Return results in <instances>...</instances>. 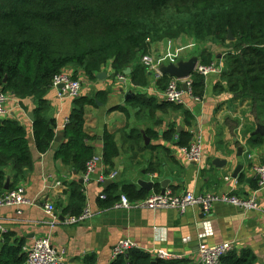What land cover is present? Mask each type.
<instances>
[{"label": "crops", "instance_id": "1", "mask_svg": "<svg viewBox=\"0 0 264 264\" xmlns=\"http://www.w3.org/2000/svg\"><path fill=\"white\" fill-rule=\"evenodd\" d=\"M183 37L151 44L148 59L155 70L160 73L162 68L177 67L180 62L186 63L193 58L199 66L201 54L193 43L195 40L185 38L188 42L182 43ZM211 57L215 71L204 77L202 98L199 102L188 98L181 108L164 105L165 88L159 83L162 79L154 83L155 71L142 64V56H137L129 66L130 72L124 75V80H117L108 68L99 73L104 75L101 79L97 74L94 80L88 79L80 68L68 66L63 69L80 81L79 97L92 98L97 92L107 93L104 105L85 109L83 129L89 137L88 145L94 148L95 160L90 182L83 185L85 207L90 217L71 226L56 225L51 229L44 207L57 203L67 205L69 186L81 180V173L54 158L55 151L64 143L62 126L72 110L73 99L58 100L56 90L52 88L46 92V117L56 123L55 138L58 142L53 149L54 138L50 150L40 155L34 146L32 121L28 118L33 114L34 99L19 100L8 94L4 104L5 115L1 119L16 120L25 128L31 164L24 178L17 182L14 181L13 167L9 164L4 169L9 185H13V190H22L28 202L22 207L21 215L16 214L14 207H0V226L6 234L23 241V250L30 248L36 239L49 238L51 246L61 253L64 264H87L89 258L94 259L93 264H111L113 247L124 240L133 242L137 250L150 256L155 251H162L191 264L198 263L201 246L230 242L235 254L250 251L256 258L255 264H264V190L257 194V210L244 212L216 204L207 217L196 207L180 214L175 210L141 207L103 209L98 204L107 182H110L108 186L132 185L137 189H140L138 181L152 182V190L146 192L148 195L161 193L162 185L175 195L190 192L195 195L232 194L243 198L256 189L253 168L264 160V122L258 123L255 116L241 113L250 104H238L237 101L230 106L228 91L215 92V85L222 83L225 60L217 58V55ZM137 65L145 70V83L133 86L129 75ZM164 76L169 80L175 79ZM183 85L181 83V87ZM128 93L131 94L129 97ZM136 96L143 98L148 105L134 101ZM115 107L123 108L124 112L112 111ZM185 113L191 117L190 124ZM179 128L190 135L201 134L200 161L188 162L180 155L174 139H162L164 132L178 133ZM256 131L262 132L257 134L263 138L260 146L249 143ZM105 132L114 136L119 149L111 169L103 163L102 139ZM215 159L226 161L225 167L218 169L213 166ZM240 166L238 179H233L234 171ZM110 173H116L114 180L106 179L101 184L99 178ZM3 235L0 232V244Z\"/></svg>", "mask_w": 264, "mask_h": 264}, {"label": "trees", "instance_id": "2", "mask_svg": "<svg viewBox=\"0 0 264 264\" xmlns=\"http://www.w3.org/2000/svg\"><path fill=\"white\" fill-rule=\"evenodd\" d=\"M228 32L234 40L226 44ZM180 36L233 47L225 54L221 80L226 81L229 93L249 101L256 111V122H260L262 113L257 112L264 111V0H0V87L3 93L19 100L34 99L32 135L37 153L43 155L56 136L55 121L46 117L45 94L64 68H80L90 80L108 68L116 77L123 75L137 56L148 57L151 44ZM200 58V66H211L209 51ZM129 76L133 86L145 83V70L139 65ZM71 78L75 80V76ZM168 81L164 76L160 86L165 88ZM190 81L193 96L202 98L204 77L193 72ZM222 87V83L215 85V92H223ZM106 100L107 93L102 91L92 98L73 99L62 130L64 143L55 151V160L71 166L77 173L85 171L86 163L94 158V148L88 145L89 137L83 129L85 109L104 105ZM134 101L148 105L139 96ZM116 110L124 112L121 107L112 109ZM184 115L189 123L190 115ZM161 137L164 141L174 139L177 147L186 146L191 139L186 131L170 130ZM249 143L260 146L263 138L253 136ZM102 151L103 163L111 169L119 155L112 134H103ZM9 164L14 170V181L23 179L31 164L29 145L26 130L19 122L1 119L0 195L5 192L4 169ZM119 186L111 184L103 190L106 198L99 199L101 208L112 207L119 192L130 201L148 195L132 185H122L120 189ZM12 190L13 185H9L8 191ZM85 205L83 185L75 182L69 186L68 204L57 203L55 207L62 210L63 216H78ZM23 247V241L4 234L0 264H24ZM127 256H120L111 264H191L187 260L154 259L139 250H131ZM255 262V256L244 251L223 256L219 264ZM86 263L93 264L94 259L89 258Z\"/></svg>", "mask_w": 264, "mask_h": 264}, {"label": "built area", "instance_id": "3", "mask_svg": "<svg viewBox=\"0 0 264 264\" xmlns=\"http://www.w3.org/2000/svg\"><path fill=\"white\" fill-rule=\"evenodd\" d=\"M142 64L154 72V83L159 82L163 75L151 65V61L148 57H143ZM212 66L202 67L196 66L194 72L205 77L206 75L214 72ZM117 80H124L123 75H117ZM181 83L186 86V90H183ZM63 85V88H58ZM51 88L56 90V97L58 100L63 99H74L79 97L81 83L78 80H74L64 70H62L52 81ZM164 101L168 104L176 106H183L185 100L190 98L195 102H199L200 99L194 97L192 94V87L190 79L179 81L177 79L169 80L164 89ZM8 94L2 92L0 87V120L5 115L4 104L7 101ZM67 120L64 121V124ZM64 124L62 127H64ZM178 151L182 157L188 162H198L201 159L202 154V137L201 134L196 132L191 135V139L186 146L178 147ZM95 160L94 158L86 163L85 171L82 173L81 180L82 185H86L90 182V175L94 169ZM256 189L248 197H238L232 194H192L190 192L175 195L172 190L165 189L164 193L156 192L147 195L145 198L135 201H130L126 195L120 194L117 202L112 208L129 210L132 208H145L149 210H175L180 214L185 213L187 209L196 207L199 208L202 215L207 217L213 207L216 204H225L244 212H250L257 210V194L264 190V160L261 164L253 168ZM116 173H110L99 178V182L102 184L106 179L114 180ZM106 196L102 193L100 199L104 200ZM22 190L5 191L0 195V207H14L17 211V215L22 214V207L27 205ZM111 208V207H110ZM44 213L49 218V227L53 229L56 225L71 226L80 223L90 217L89 210L85 207L82 213L78 216L62 215V220L57 212V209L53 204H47L44 207ZM0 232L6 234L3 227L0 226ZM131 250H137V245L131 241L124 240L118 242L112 249L111 260L114 261L120 256H125ZM26 254L24 264H64L61 253L55 250L51 244L49 238L36 239L30 248L23 250ZM234 252L233 245L228 243H222L214 246H201L198 252V263L197 264H219L220 259ZM151 257L154 259H160L164 261L170 260H182L181 258L172 257L165 252L155 251Z\"/></svg>", "mask_w": 264, "mask_h": 264}, {"label": "water", "instance_id": "4", "mask_svg": "<svg viewBox=\"0 0 264 264\" xmlns=\"http://www.w3.org/2000/svg\"><path fill=\"white\" fill-rule=\"evenodd\" d=\"M234 39L232 37V34L230 32H228L227 34V41L228 42H232ZM210 49V48H209ZM217 58H220L219 56H217ZM196 63H197V60L195 58L191 59L190 61L186 62V63H182L180 62L177 67H174L172 65L168 66L167 68H162L160 70V73L162 75H168L172 78H175L177 80H184V79H187L188 77L191 76V74L194 72V69H195V66H196ZM130 72V68H127L125 71H124V75H128ZM104 75L103 74H99L97 75V78L98 79H101V77H103ZM183 90H186V86L183 85ZM58 88L62 89L63 88V85H60ZM131 94L128 93L127 97H129ZM99 106V104H98ZM29 120H33V114H29L28 116ZM1 122V120H0ZM260 130V129H259ZM181 131V128H179L177 130V132H180ZM257 134H262L261 131H256L255 133L252 134V136L254 135H257ZM145 138V137H144ZM57 142H58V138L56 137L55 140H54V145H53V149H56L57 147ZM213 166H215L216 168L218 169H222L225 167L226 165V161L224 160H220V159H215L213 160L212 162ZM241 171V166L238 167L235 171H234V175L232 176L233 179H238L239 177V173ZM110 182H107L104 187H107L108 184ZM79 184H82V180H79ZM137 185L140 187V189L144 190L145 192L149 193L152 188H153V183L152 182H147V181H138L137 182ZM8 186H9V180H6L5 181V184H4V191H8ZM166 189V186L165 185H162V191L161 193L163 194L164 193V190ZM58 214L60 216V220H62V210H59L58 211ZM128 256L125 255V258H127ZM151 264H155V263H151Z\"/></svg>", "mask_w": 264, "mask_h": 264}, {"label": "rangeland", "instance_id": "5", "mask_svg": "<svg viewBox=\"0 0 264 264\" xmlns=\"http://www.w3.org/2000/svg\"><path fill=\"white\" fill-rule=\"evenodd\" d=\"M185 38L192 39V38H189V37L184 36L182 38V40H183L182 43H187L188 42V40H186ZM193 43H195V46L198 49V54H201L202 55L206 51H209L211 53V56L217 55V56L220 57V59L222 58L224 60H225V58H224L225 57V54H227L228 51H231L233 49V47H229L228 45H226V46H220V45H218L216 43H212V42H208V41H206V42H199V41L195 40V41H193ZM228 43H230V42H228L226 40V44H228ZM222 86H223L222 87L223 88V91L227 92V89H226V81H222ZM229 96H231L230 97L231 99L229 101V103L231 104L230 106H232V104L234 102L237 103V101L239 102L238 104H240V103H247V105H249V103L247 102V100H241L239 98L240 97L239 94L229 93ZM236 108H238V107H236ZM259 112L262 113V115H260L262 117H261V121L258 122V123H263L264 122L263 121V118H264V113L263 112L264 111L263 110H260V111L258 110L257 113L259 114ZM241 113H243V115H244V113H249L252 116H254L256 114V111H253V109L251 107H248L247 106L246 108H244V109L241 110Z\"/></svg>", "mask_w": 264, "mask_h": 264}]
</instances>
